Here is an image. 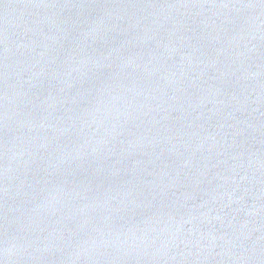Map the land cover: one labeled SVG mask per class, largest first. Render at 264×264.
Segmentation results:
<instances>
[{
  "label": "water",
  "instance_id": "obj_1",
  "mask_svg": "<svg viewBox=\"0 0 264 264\" xmlns=\"http://www.w3.org/2000/svg\"><path fill=\"white\" fill-rule=\"evenodd\" d=\"M0 264H264V0H0Z\"/></svg>",
  "mask_w": 264,
  "mask_h": 264
},
{
  "label": "clouds",
  "instance_id": "obj_2",
  "mask_svg": "<svg viewBox=\"0 0 264 264\" xmlns=\"http://www.w3.org/2000/svg\"><path fill=\"white\" fill-rule=\"evenodd\" d=\"M8 251H9V250H7V249L5 250V255H6V256H7V254H8Z\"/></svg>",
  "mask_w": 264,
  "mask_h": 264
}]
</instances>
